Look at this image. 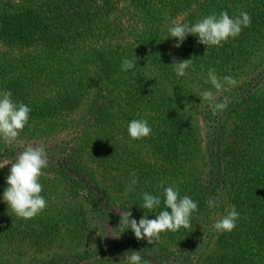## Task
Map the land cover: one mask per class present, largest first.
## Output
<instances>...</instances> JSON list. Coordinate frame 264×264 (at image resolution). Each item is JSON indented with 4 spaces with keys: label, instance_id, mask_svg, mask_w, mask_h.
Returning a JSON list of instances; mask_svg holds the SVG:
<instances>
[{
    "label": "trees",
    "instance_id": "obj_1",
    "mask_svg": "<svg viewBox=\"0 0 264 264\" xmlns=\"http://www.w3.org/2000/svg\"><path fill=\"white\" fill-rule=\"evenodd\" d=\"M221 9L247 11L250 25L207 49L192 34L179 47L165 38L178 18ZM0 42V90L31 107L16 140H0V162L28 145L48 157L41 213L25 220L0 200V264H124L127 249L151 264H264V0H0ZM123 57L134 69L121 70ZM188 58L178 77L170 63ZM210 66L235 82L216 90ZM205 89L225 105L215 114L197 95ZM134 118L151 134L130 138ZM133 171L138 183L125 193ZM161 181L198 202L190 226L153 243L119 235V211L147 214L141 193L162 194ZM227 204L240 215L217 232ZM163 207L162 196L155 211Z\"/></svg>",
    "mask_w": 264,
    "mask_h": 264
},
{
    "label": "clouds",
    "instance_id": "obj_2",
    "mask_svg": "<svg viewBox=\"0 0 264 264\" xmlns=\"http://www.w3.org/2000/svg\"><path fill=\"white\" fill-rule=\"evenodd\" d=\"M250 23L251 17L247 11H240L238 15L230 16L226 10L221 9L218 14L211 12L194 22L179 20L171 22L167 27L165 38H175V46L179 47L187 35L192 34L197 38V42L205 45L207 49L209 46H220L230 37L238 36L242 28L248 27ZM136 63L134 57H123L120 68L122 71H128L134 69ZM170 64L173 65L178 77H184L191 64V58L175 60ZM206 82H210L213 88L219 91L225 87V84H233L235 81L229 75L218 77L216 69L210 66L207 69ZM197 95L201 97V101H209L213 114L225 107L222 102L213 103V93L208 89ZM30 112L31 107L28 104L13 99L10 89L0 90V140L8 143L15 141L28 122ZM127 133L132 139H140L151 134V126L146 119L134 118L127 124ZM5 165L10 167L5 177L6 187L0 194V200L6 202L12 213L25 220L41 213L47 207L46 198L41 194L40 182L42 169L48 166L45 146L43 144L25 146L16 154L14 162H0V168ZM129 175L131 179L125 187V193L133 191L138 183L135 171L130 172ZM161 184L164 185L162 194L143 191L141 200L137 203L140 208L148 210V213H155V217L149 218L148 213L144 212L137 220L132 216L130 207L120 210L119 223L116 226L120 229L119 235L131 229L136 239L153 243L160 239L162 233L176 232L182 227L190 226L191 217L198 209V202L187 194L181 195L179 189L171 184L165 185L163 181ZM162 196L164 207L157 212L155 210L161 205ZM207 204L209 208H219L221 201L209 198ZM239 215L234 204H227L224 214L215 219L211 226L217 232H230L235 227ZM96 228L100 234L99 227ZM121 259L124 264H151L149 259L141 255V249H127Z\"/></svg>",
    "mask_w": 264,
    "mask_h": 264
},
{
    "label": "rangeland",
    "instance_id": "obj_3",
    "mask_svg": "<svg viewBox=\"0 0 264 264\" xmlns=\"http://www.w3.org/2000/svg\"><path fill=\"white\" fill-rule=\"evenodd\" d=\"M179 19H181V18H178V20ZM6 46H4L3 44H2V42H0V56H2V53L4 52V51H6ZM5 56H3L2 58H4Z\"/></svg>",
    "mask_w": 264,
    "mask_h": 264
}]
</instances>
